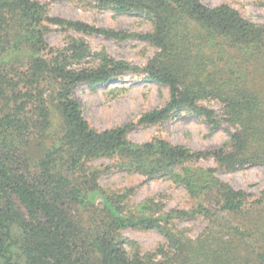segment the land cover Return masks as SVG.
<instances>
[{
    "label": "trees",
    "instance_id": "obj_1",
    "mask_svg": "<svg viewBox=\"0 0 264 264\" xmlns=\"http://www.w3.org/2000/svg\"><path fill=\"white\" fill-rule=\"evenodd\" d=\"M91 1L152 29L99 28L52 16L37 0H0V264H264V191L237 190L217 175L264 166V24L201 0ZM53 27L80 37L52 46ZM93 35L142 40L157 52L134 66L94 51L84 38ZM127 74L168 87L169 101L136 123L97 129L75 88ZM181 111L229 132V142L199 151L163 137L129 139L134 125ZM113 170L182 186L189 206L166 210L165 195L133 205L135 188L101 185ZM195 218L207 222L197 238L178 224ZM127 229L157 231L165 242L146 252Z\"/></svg>",
    "mask_w": 264,
    "mask_h": 264
},
{
    "label": "rangeland",
    "instance_id": "obj_2",
    "mask_svg": "<svg viewBox=\"0 0 264 264\" xmlns=\"http://www.w3.org/2000/svg\"><path fill=\"white\" fill-rule=\"evenodd\" d=\"M50 5V13L74 21H84L99 28H111L129 32H148L153 24L146 18L135 14L118 15L110 9H100L91 0H37ZM206 6L230 5L246 19L264 24V0H201ZM47 41L52 46L65 45L68 35L80 37L75 32L64 33L53 27ZM94 51L106 50L118 60L144 67L157 49L142 40L118 42L101 35L85 36ZM144 75L127 74L113 84L89 86L82 84L75 88L74 97L80 101L85 118L99 130L136 123L145 112L163 107L170 99L168 87L144 79ZM220 111L217 102L208 104ZM130 140L136 143L148 142L163 137L169 142L184 145L194 150H210L222 147L229 142L231 135L222 128L213 129L204 119L188 111H181L171 120L159 125H134L128 131ZM109 160H99L96 165H108ZM204 167H216L213 161L202 162ZM218 177L237 190H245L259 195L264 191V166H252L235 172H219ZM102 186L111 190L135 188L131 204L137 205L147 198L165 195L166 210L184 209L189 206V197L182 186L174 185L165 179L147 180L138 174H128L113 170L100 180ZM181 228L188 229L191 237L201 235L207 225L203 218L180 221ZM124 236L137 241L144 251H154L165 242L157 231H138L127 229Z\"/></svg>",
    "mask_w": 264,
    "mask_h": 264
}]
</instances>
